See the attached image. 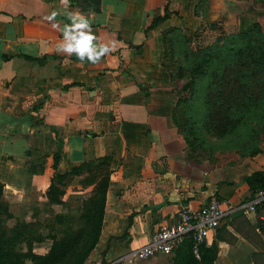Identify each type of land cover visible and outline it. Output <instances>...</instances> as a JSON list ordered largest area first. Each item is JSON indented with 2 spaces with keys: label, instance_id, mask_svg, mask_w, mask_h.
<instances>
[{
  "label": "crops",
  "instance_id": "obj_1",
  "mask_svg": "<svg viewBox=\"0 0 264 264\" xmlns=\"http://www.w3.org/2000/svg\"><path fill=\"white\" fill-rule=\"evenodd\" d=\"M245 3L69 0L67 11L83 13L110 48L93 64L58 51L60 28L70 23L60 0H0V182L13 216L31 205L48 207L54 154L57 172L109 157L101 232L86 264H114L174 223L180 208L196 210L212 198L231 209L205 242L216 244L213 264H264V201L247 215L239 210L253 194L243 178L264 171V135L253 156L221 164L187 159L161 42L171 26L190 33L199 22L234 21L240 28ZM165 7L167 18L150 27ZM82 172L65 186L64 202L92 189L81 184Z\"/></svg>",
  "mask_w": 264,
  "mask_h": 264
},
{
  "label": "trees",
  "instance_id": "obj_2",
  "mask_svg": "<svg viewBox=\"0 0 264 264\" xmlns=\"http://www.w3.org/2000/svg\"><path fill=\"white\" fill-rule=\"evenodd\" d=\"M252 1L253 5L264 2ZM168 15L165 7L163 15L153 17L150 27ZM209 26L214 28L216 24ZM242 28L193 51L188 47L190 38L181 29L172 27L161 33L163 66L169 81L181 82L178 93L190 91L189 97L177 99L172 115L191 147L185 148L187 159H191L188 152L195 150L194 141H212V151L241 150L240 156L258 152L255 131L259 126L264 129V30L257 22ZM58 160L59 155L54 154L55 172L45 198L48 207L63 205L65 211L43 209L49 211L45 224L37 220V209L29 220L14 218L0 182V264H86L97 245L109 184V157L83 162L67 172L56 171ZM82 171L87 174L81 184L91 185L92 189L80 199L64 202L61 198L65 186ZM243 180L254 193L264 188V171H255ZM11 219L14 222L8 225ZM44 239L50 240L47 251L35 253L33 245ZM216 252L215 243L203 242L195 253L191 238H187L166 257L170 264H213Z\"/></svg>",
  "mask_w": 264,
  "mask_h": 264
},
{
  "label": "built area",
  "instance_id": "obj_3",
  "mask_svg": "<svg viewBox=\"0 0 264 264\" xmlns=\"http://www.w3.org/2000/svg\"><path fill=\"white\" fill-rule=\"evenodd\" d=\"M263 201L264 188L254 192L247 202L239 206V210L247 215L255 211L256 206ZM230 210L227 205L214 198L196 210L184 206L178 211L174 223L154 231L145 244L117 258L114 264H133L158 255H170L187 238H191L193 251L197 253L199 245L206 242L210 232Z\"/></svg>",
  "mask_w": 264,
  "mask_h": 264
},
{
  "label": "rangeland",
  "instance_id": "obj_4",
  "mask_svg": "<svg viewBox=\"0 0 264 264\" xmlns=\"http://www.w3.org/2000/svg\"><path fill=\"white\" fill-rule=\"evenodd\" d=\"M247 3L245 5L248 7V12L246 15L243 17V24L240 28H237L236 24L234 21H228L225 25L223 24L222 21L220 22H215L216 26L214 28H211L209 26V23L206 22H199V25L190 33L185 32L184 29H182V32L184 35L190 38V41L188 42V47L190 50H195L199 47H203L207 44H210L213 42L217 37L221 36L222 34H231L238 32L240 29H243L242 27H248L251 23L257 22L261 25V27L264 30V2H261L262 4L260 5H253L252 0H246ZM235 20V18H233ZM174 26H171L169 28H172ZM179 28V27H178ZM168 29V28H167ZM169 86L172 88V91H174V95L178 93V90L181 87V82L177 83H169ZM190 96V91L185 90L181 91L178 93V98H183V97H189ZM184 120V117H181V121ZM183 123V122H182ZM259 125H254V127H258ZM262 126H259L257 130L256 129V143L257 144V149L259 150V144L263 141V135H264V129L262 130ZM178 129V133L183 137L182 134V126ZM245 134V133H244ZM249 136V135H248ZM184 139V138H183ZM185 148L191 149V147L187 144L188 142L185 141ZM195 142V150L193 152H188L189 157L191 159H195L197 161L201 160H214L217 162V164L224 163L225 161H229V159H234L240 156L239 152L241 150H235L234 148H228L229 150H222V149H216L213 150V142L208 141L201 143V141H194ZM219 144V143H218ZM221 144V143H220ZM222 146V145H221ZM237 149V148H236ZM238 149H243V148H238ZM255 154V153H254ZM254 154H245L244 156H253ZM240 157H243L240 156ZM63 207V205H62ZM40 208V209H39ZM65 207H63L64 210ZM37 209L36 213V218L38 221L42 222V224L46 223V218H48L49 211H44L43 209L46 210V206H40V205H31L28 207L26 210H20L18 213L20 214L21 217H17L19 220H29L33 214H35V210ZM26 213V218L23 217V215ZM17 214V213H16ZM51 216V215H50ZM15 218V217H14ZM14 222V219H11L10 221L7 222L8 225H12ZM43 234H46V230L43 228L42 229ZM50 245V240L44 239L40 243H35L33 245V251L38 254L45 253ZM88 260V259H87ZM161 259L158 258V256H155L151 259L144 260V261H138L133 264H159ZM87 262V261H86Z\"/></svg>",
  "mask_w": 264,
  "mask_h": 264
},
{
  "label": "clouds",
  "instance_id": "obj_5",
  "mask_svg": "<svg viewBox=\"0 0 264 264\" xmlns=\"http://www.w3.org/2000/svg\"><path fill=\"white\" fill-rule=\"evenodd\" d=\"M65 8L64 15L70 21L64 24L60 31L63 39L57 45L58 51L68 56L75 55L77 59L83 63L87 60L90 63H98L100 59L109 53L108 45L100 43L94 34L91 21L79 11H67L69 0H60ZM58 13L53 12L52 18ZM57 27V25H53Z\"/></svg>",
  "mask_w": 264,
  "mask_h": 264
}]
</instances>
